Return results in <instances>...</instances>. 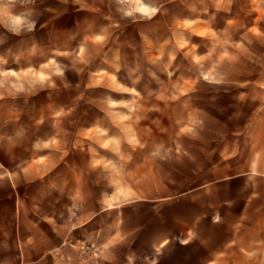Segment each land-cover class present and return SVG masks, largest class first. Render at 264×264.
Wrapping results in <instances>:
<instances>
[{
	"label": "rangeland",
	"instance_id": "374dc122",
	"mask_svg": "<svg viewBox=\"0 0 264 264\" xmlns=\"http://www.w3.org/2000/svg\"><path fill=\"white\" fill-rule=\"evenodd\" d=\"M5 3L0 239L52 215L88 218L96 237L111 234V260L149 263L132 249L174 217L150 200L174 180L183 190L238 173L184 209L223 199L232 218L236 195L264 209V0H41L15 15ZM241 223L240 246L264 249V221L249 210ZM67 241L47 256L100 258L96 238Z\"/></svg>",
	"mask_w": 264,
	"mask_h": 264
},
{
	"label": "crops",
	"instance_id": "0c3cea01",
	"mask_svg": "<svg viewBox=\"0 0 264 264\" xmlns=\"http://www.w3.org/2000/svg\"><path fill=\"white\" fill-rule=\"evenodd\" d=\"M40 3L41 0H6L5 5L7 12L15 15L16 5L21 7L20 13H24L36 5L40 7ZM43 9L46 10V5ZM24 19L27 21L30 18L24 16ZM38 26H41V23H38ZM238 176L239 174L235 173L230 175V180L227 181L212 180L183 190L178 187L183 181L174 180L172 186L168 184V193L151 197L152 206L165 202L168 210L177 212L169 219L166 227L151 231L146 246L132 249L135 254L155 257L149 263L137 264H264V259H254V252L264 254V249L240 246L242 242L239 234L235 232L236 227L245 226L244 223L239 225V222L249 210L256 223L264 221V209L260 205H254L255 197L247 200L239 195L232 197L230 203L238 206V211L232 218L224 213L227 206L224 203L226 200L223 199L209 202L202 211L190 212L184 209L189 195L212 192L214 188H221ZM250 186H253L252 182L242 179V190ZM50 218L51 220H41L37 226L23 227L21 231L17 229L12 241L1 238L0 264H58L51 260L47 253L55 247L69 249L65 244L68 238L83 241L96 238L102 247L99 259L87 262L74 259L68 264H124L119 259L111 260V256L115 254L110 245L111 234L103 231L96 237L88 218L71 224L66 216L52 215ZM255 226L259 227L258 224ZM131 233L125 232L122 237ZM7 243L13 244V250L8 249Z\"/></svg>",
	"mask_w": 264,
	"mask_h": 264
},
{
	"label": "snow or ice",
	"instance_id": "6c2138e0",
	"mask_svg": "<svg viewBox=\"0 0 264 264\" xmlns=\"http://www.w3.org/2000/svg\"><path fill=\"white\" fill-rule=\"evenodd\" d=\"M143 10V9H142Z\"/></svg>",
	"mask_w": 264,
	"mask_h": 264
}]
</instances>
